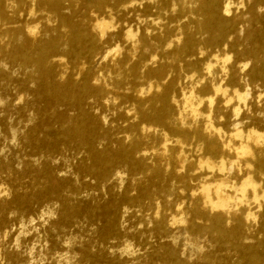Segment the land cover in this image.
<instances>
[{
    "label": "bare ground",
    "instance_id": "6f19581e",
    "mask_svg": "<svg viewBox=\"0 0 264 264\" xmlns=\"http://www.w3.org/2000/svg\"><path fill=\"white\" fill-rule=\"evenodd\" d=\"M134 1L0 0V56L21 67H30L31 78L48 99L77 109H82L85 99L117 95L122 82L145 80V90H133L129 97L135 109L132 118L147 123L128 127L132 136L128 145L119 144L115 152L107 149L98 152L94 143L106 139L105 133L99 123L84 112H80L79 122L68 123L64 128L63 141L75 139L83 144L92 162L87 170L100 180L108 177L112 165L120 163L128 167L131 174H140L153 183L139 182L138 196L128 198V204H138L142 198H164L173 187L178 188L187 205L175 207L170 224L163 221L159 207L155 208L154 224L159 234L170 232L174 225L185 224L186 234L206 235L212 242L242 253L250 264H261L264 241L255 246H244L242 241L254 219L264 214V146L259 145L263 135L255 131L245 135L241 109L248 102L246 84L257 81L264 84V31L252 33V47L247 52L238 51L237 44H232L228 52H214L227 42L228 34L235 31L241 20L234 3L230 0H168L165 11L170 21L187 14L190 18L186 24L173 27L166 24L161 26L160 34L143 35L136 40L138 48L151 43L156 60L148 64L140 58L129 62L132 49L127 48L113 60L109 72L113 70L115 74L108 76L105 83L91 84L84 78L78 86L67 78L65 73L69 68L76 69L83 64L77 59L83 50L89 60L96 57L95 49L110 27L104 18L87 19L81 10L105 12L109 9L108 16L110 12L119 15L133 11ZM260 4H264V0L256 1V5ZM7 10L13 16L24 10L31 20L38 16L46 22H55L54 36L37 40L33 24L6 27ZM249 13L256 16L253 8ZM134 37L131 30L124 32L126 41ZM133 49L137 48L133 46ZM59 51L64 52L61 56L66 59L75 57L74 63L57 59ZM248 63L250 67L246 69ZM177 109L187 110L177 112ZM151 128L159 130L146 131ZM168 137L172 140L170 145L166 143ZM151 138H160L161 145L147 156L140 146ZM150 158L156 162L147 164ZM233 160L245 167L247 177L227 186L216 177L228 178ZM196 180L199 183L191 186L190 182ZM166 201L163 200L164 204ZM109 226L112 227V223ZM170 259L173 264H187L173 256ZM202 259L205 264H213L208 256Z\"/></svg>",
    "mask_w": 264,
    "mask_h": 264
},
{
    "label": "rangeland",
    "instance_id": "374dc122",
    "mask_svg": "<svg viewBox=\"0 0 264 264\" xmlns=\"http://www.w3.org/2000/svg\"><path fill=\"white\" fill-rule=\"evenodd\" d=\"M230 1L239 9L241 20L235 31L228 34L227 42L214 52H228L232 44L238 45V51L247 52L252 47V33L264 31V4L256 5L257 0ZM168 2L135 0L133 11L118 16L112 12L108 16L109 9L105 12L81 10L87 19L104 18L110 27L95 49L96 57L89 60L83 50L77 56L83 64L79 68L75 66L76 69L69 68L65 76L78 86L84 78L91 84L105 83L108 76L115 74L113 70L109 72L113 60L127 48L132 49L129 62L140 58L148 64L156 60L152 44L138 48L136 40L143 35L160 34L161 26L166 24L171 27L186 24L190 18L187 14L170 21L165 11ZM240 2L242 5H237ZM250 8L254 9L255 17L249 13ZM6 15V27L33 24L37 40H47L55 34L52 32L55 22H46L38 16L31 20L24 10L16 16L7 10ZM127 30L135 35L129 41L124 39ZM62 53L57 52L56 58L63 63H74L75 57L66 59ZM249 67L250 63L246 69ZM31 73L30 67H21L0 56V264H173L171 256L180 263L205 264L204 255L213 264H250L242 253L228 245L214 243L206 235L186 234L185 224L174 225L170 232L159 234L154 224L155 208L159 207L163 221L170 224L177 207L187 205L178 188L173 187L164 198H142L138 204H128V198L138 196L139 182L149 185L148 179L131 174L128 167L119 163L112 165L105 180H100L87 170L92 162L83 144L75 139L63 141L64 128L68 123L79 122L80 112H84L105 133L106 139L94 143L98 152L105 149L115 152L119 144L128 145L132 139L128 127L147 123L132 118L135 109L129 97L133 90H145V80L122 82L117 95L85 99L82 109H77L41 94ZM244 90L249 94L247 106L241 109L245 135L249 131L262 134L259 145L264 146V84L247 83ZM184 110L187 109H177V112ZM152 129L159 130L146 131ZM167 139L170 145L172 140ZM160 142V138L144 140L140 146L142 153L149 156ZM146 162L156 161L150 158ZM233 162L228 178L216 177L227 186L247 177L245 167L237 160ZM198 183L196 180L190 185ZM163 200H168L167 204ZM227 217L228 214L224 215ZM254 220L242 241L244 246L264 241V214ZM261 264H264V255H261Z\"/></svg>",
    "mask_w": 264,
    "mask_h": 264
}]
</instances>
